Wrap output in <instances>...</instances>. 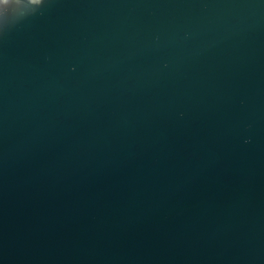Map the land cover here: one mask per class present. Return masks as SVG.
Returning a JSON list of instances; mask_svg holds the SVG:
<instances>
[{
  "label": "water",
  "instance_id": "1",
  "mask_svg": "<svg viewBox=\"0 0 264 264\" xmlns=\"http://www.w3.org/2000/svg\"><path fill=\"white\" fill-rule=\"evenodd\" d=\"M0 264H264V0H0Z\"/></svg>",
  "mask_w": 264,
  "mask_h": 264
}]
</instances>
